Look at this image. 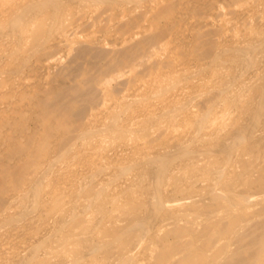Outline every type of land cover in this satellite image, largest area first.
Instances as JSON below:
<instances>
[{
    "label": "bare ground",
    "instance_id": "obj_1",
    "mask_svg": "<svg viewBox=\"0 0 264 264\" xmlns=\"http://www.w3.org/2000/svg\"><path fill=\"white\" fill-rule=\"evenodd\" d=\"M72 1L19 0L17 4H11L9 6L11 8L6 7V12V8H2L5 10L0 11V28L4 27L2 29H5L4 32L8 34V37L5 36L7 39L3 37V41H0V91L5 89L4 93L16 92L20 97H25L29 94L28 92H36L34 87L41 86L42 81H38L37 84L28 82L24 74L28 70L34 77H37L46 67L44 65L39 70L41 68L39 66L43 65L44 61L42 60L43 62L38 65L39 69L33 67V63L29 64L28 61L23 67L15 68L12 63L14 57L12 55L18 51H24V46L31 50L41 46L45 52L49 53L51 48L66 41V36L74 34L59 31L60 35H54V33L50 35L44 32L49 23L54 26L61 22V3ZM104 1H108L109 5L106 7L111 11L123 5L122 2L118 5L119 1L116 3V0L114 1L116 4L111 3L112 0ZM187 1L189 2L188 6L190 4L195 6L200 0ZM201 1L203 4L209 2V0ZM235 2L236 4L232 5L229 12L218 1L212 2L211 5L217 8V13L213 17L220 16L225 27L219 26L215 41H206L202 44V51L199 57L197 56V60L194 59L195 57H191L181 63L184 66L176 65L175 71L182 74L184 71H190L192 74L182 78L180 73L181 77L179 76L180 80H178L180 82L183 80V85H181L182 83L177 84L180 82L172 78L175 83L177 82L174 83L175 86H182L181 91L175 90L178 93H173L162 99L159 107H155L156 109H150V104L147 105L150 110L144 108L136 112H128L125 109L126 105L123 106V110L118 109L117 101L128 102L138 99L140 96L132 89H127V92L118 94L119 96L111 103L107 102V97H104L101 103L102 109L98 113L94 112L93 107L97 103L96 89L104 91L112 79L107 77L118 78L134 69L139 64L141 45L131 46L128 44L129 41L139 36V33H136L134 37L125 34L120 37L117 35L118 37L112 40L115 46L120 47L113 50L114 55L106 54L104 56L105 53L99 54L96 50L94 54L92 49L93 44L101 43L98 36L86 40V45H83L80 56L90 57L86 58L89 61L96 57H102L104 61L97 62L98 64L94 62L95 65H91L97 67L99 74L89 73L90 70L86 68L90 67L89 65L84 66L83 69L77 65L81 68L79 73L84 78H76L75 82L66 88L56 86L48 88L43 94L36 96L42 113L36 120L37 127L34 134L44 133V138L49 139L54 130L68 129L71 118L74 115L79 116L83 111L79 108L83 103L91 111L83 124L76 130L75 139L80 140V137L82 138L88 133L92 135L91 132L94 131L91 130V127L98 122H104L106 116L110 121L108 126L104 127H106L105 130L109 136L112 133L116 137L125 139L128 143L135 144V155L139 158L135 157L140 159V162L139 160L138 162L136 160L129 161L130 159H126L127 156H121L117 160L116 164L120 165L119 172L122 174L129 172L130 168L134 169L130 171V176L127 177V180L122 181V184L112 185V183L110 185V182H106L107 180L104 178V180L94 182L92 180L93 172L92 174L90 172L91 175L75 174L76 177L72 180L68 190L65 187H59L57 191L52 188L54 182L50 185L48 179L50 169L54 166L51 162L55 146L52 145L53 143L50 145L51 138L49 147L33 149V153L34 150L39 153L31 162L32 170L30 166L28 167L30 170H26V166H23L22 163L19 166L16 164L14 166L10 163L11 160L3 164L0 163V197L1 201L5 199V204L0 207V220L12 215L17 203L22 205L25 199H29L28 201L32 202L33 206L38 205L40 208L38 214L40 215L52 214L58 210L63 211L59 225L62 226L61 229H67L65 234L59 237L56 235L51 239L52 241L48 240V234L52 232L42 233L44 241L48 242L46 244L48 252L42 257L38 254L39 249L37 250V248L41 246L43 239L40 240V244L28 247H31L29 256L16 257L9 255L7 251L0 253V264H29L33 257L36 264H82L77 261L80 260L79 257L82 259L85 254L89 255H85V257H90L87 264H264V217L256 219L254 222L249 221L254 214L264 213V0H235ZM182 3L184 4L183 1ZM125 14L126 12L119 16L125 17ZM198 22L205 26L211 24V20L206 18H202ZM115 23H113L114 26ZM20 25H23V29L20 27L22 30L17 32L16 28ZM113 25L112 27H114ZM147 29L144 25L143 32ZM117 34L119 33L117 32ZM154 38L155 34L152 33L150 39ZM183 39L178 36L172 38L174 42H180ZM137 42L139 43V41ZM23 60L25 61V59ZM3 61L10 62L12 66L9 68L3 66L2 68ZM90 62L92 63V61ZM48 68L46 67V69ZM114 73L116 74L113 76ZM137 79L135 78V80ZM201 87L206 88V91L208 89L210 93L202 104L204 107L201 106L195 111L190 110L187 115H184L192 122V125H195L196 130L193 133L195 137L199 136L197 139L193 138L194 136L172 135L166 142H161V144L159 142L158 146L149 147L148 151L145 149L140 151L138 141L126 139L128 131L134 135H146L154 129L161 131L162 134L170 132L175 126L176 116L182 114L188 104L194 101V89ZM139 88L140 84L138 83L134 90ZM12 95L9 94L8 97ZM41 97L43 98L41 99ZM3 99L6 98L3 97ZM140 99L142 98L140 97ZM10 100L16 102L13 99ZM22 100L19 101L22 102ZM12 104L10 105H16V103ZM27 107L24 106L23 109ZM20 108L22 109V107ZM232 108L236 112H240L236 117L233 116L228 121L224 120L220 129H212L208 126L207 122L211 115L220 110L225 112ZM6 111L5 113L8 112ZM121 113L122 115L123 113L127 114L125 122L121 121ZM2 115L3 111L0 112V118ZM100 115L104 116L103 119ZM5 119L1 120L4 122ZM6 126L8 125L6 124ZM1 128L3 127L1 126ZM95 133L99 134L98 131ZM94 136L93 133L92 137ZM33 137L36 138L35 135ZM18 138L20 137H16L12 132H7L4 142L1 144V146L5 145L4 151L7 150L6 148H10L8 146ZM1 146L0 148L3 150ZM51 147L52 149L49 150ZM68 149H66V153ZM4 151L3 153H5ZM3 153L2 156L5 155ZM111 156L114 157V155ZM6 157H2L3 160ZM62 164L60 165L62 168H68L69 164L65 163L66 165L63 166ZM102 168L107 167L102 166L100 170ZM52 172L51 175H53ZM64 172L66 171L64 170ZM61 176L58 178L60 179ZM58 178L55 179L56 183ZM170 179L175 182L171 188L168 187ZM9 185L15 187V192L14 188H10ZM76 189L77 191H75ZM57 192H61L60 198L56 197ZM68 193L71 194L70 197L63 201V196ZM79 198H81V202L76 204L75 201ZM72 200L75 201L70 206L69 203H72ZM29 216H33V214ZM57 230L59 229H56L55 232ZM55 232L53 231L54 234ZM105 237L111 241L110 247L104 248L103 243L108 240V238L104 240ZM68 252H73L72 256H67ZM81 254L84 255L80 256Z\"/></svg>",
    "mask_w": 264,
    "mask_h": 264
},
{
    "label": "rangeland",
    "instance_id": "obj_2",
    "mask_svg": "<svg viewBox=\"0 0 264 264\" xmlns=\"http://www.w3.org/2000/svg\"><path fill=\"white\" fill-rule=\"evenodd\" d=\"M103 1L104 0H101V1H99V0H97V1L96 0H73L72 1L73 3L72 2L61 3V5H60V9L62 11L61 22H59L57 25L55 24L54 26L51 25L52 23H49L48 25H46L44 32H46L47 34H50V35H52L53 33H54V35H60L59 31H62V32L64 31V33H66V34H69L70 32H72L74 34H69L68 36H66V41H63L60 45L56 46L55 48H51L49 53L45 52L41 46L38 47L39 49L37 48L34 50H31L28 47L24 46L23 47L24 51H22V52L18 51L12 55V57L14 56L12 63L15 66V68H17L18 66L23 67L25 62H27V61L29 64L33 63L32 64L33 67L35 66L38 69H39V67H41L39 70H41L44 67V65H46V67H49L48 69H46V67H45L43 69L44 71L42 70L43 72L41 71L37 77H34L28 70L25 71L24 75H25L28 82H32L34 84H37L38 81H42L43 83H41V86L34 87L36 92H31V93L28 92L29 94L25 97H20V95L16 94V92L4 93V92H6V91H4L5 89H2L0 91L1 93L4 94L2 96V94L0 93L1 94L0 95V105H1L0 106V108H1L0 112L3 111V115L5 114L4 116L3 115L1 116L2 118H0V124H1L0 127L2 126L4 128V129L3 128L0 129V146L4 142V138L7 134V132H12L13 135H15L16 137H20L12 145L8 146L10 148H6L7 149L6 151H4L5 145L1 146V147H3V150H1V148H0V152L2 151L1 152V154H2L4 151L5 153H3V155L4 154L5 155L2 156L0 154V163L3 164V163H6L8 161L10 162V160H11L10 163H12L14 166H15V164H16V166L17 165L19 166L22 163L23 166H26V170L28 169L29 166L31 169V168H33V166H31V162L39 153V151H37V150H34V153H33L32 152L33 149L34 148L36 149L37 147L38 148L40 147V149H42L43 147H47V146L49 147V140L51 138L50 145L53 143L52 145L55 146L54 153H53L54 157L52 158L51 163L55 167L51 165L53 168H51L50 170H51V172L53 171L52 173L54 176L51 175V172H50L48 179H49L50 185H52V183L54 182L52 188H54L56 191L58 190L59 187H62V188L65 187V189L68 190L71 187V182L76 177V175L82 174V173L84 175H91L93 172V177H92L93 179L92 180H94V182H96V180L98 181V180L106 179L107 180L106 182H108V183L110 182L109 183L110 185L112 183H113L112 185L122 184L123 183L122 181L127 180V177L130 176V173H131L130 171H132L134 169L130 168L129 172H127V173L125 172L122 174L121 172H119L120 171V169H119L120 165L118 166V164H116V163H118L117 160L120 159L121 156L122 157L127 156L128 158H126V159L127 160L130 159L129 161L136 160L138 162V160H139V162H140V159H138L139 157L137 155H135V151H134V150H136V148H135L136 146H134L135 144L128 143L125 139L116 137L112 133H110L111 136H109V133L105 129L108 126L107 124L109 123L110 120H108V118L106 116L104 117L103 115H100L101 119H103V117H104V122L103 121L101 123L98 122L97 124H99V125L94 124V126L91 127V130L94 131V132H91L92 135L94 133V135H95L94 137H92V135H90V133H88L90 136L88 134H86V136L82 137L83 139L81 137H80V140L75 139L76 138V130L81 126V124H83V122L86 120V118L88 116V113L91 111L89 109V107H85L83 103H81L80 107H79L83 111L81 112V114L79 116L74 115L73 118H71V120L68 123V129L58 128V129L54 130V132L51 134L49 139L44 138V136H45L44 133L34 134V132L36 131V127H37L36 120H37V118H40V114L42 113V110L40 109V107L38 105V101H36V96L43 94L45 92V90L48 88H53L55 86L66 88V87L71 86V84H73L75 82L76 78H79V79L84 78V76H81V73H79V71H81L80 69L81 68L83 69L84 66H88V65L90 66V67H86V68L90 70L89 73H91L92 75H98L99 74V70L96 69L97 67L91 66V65H95V63L98 64V63H101L102 61H104V59L102 57L101 58L96 57L95 59H90V61H92V63H91L88 59H86V58H90V57L83 58L82 56H80V51L83 48V45L84 46L86 45V42H87L86 40L90 39V37L94 38L95 36H98L97 38H99L101 43L93 44L94 47H92V49L94 50L93 51L94 54H95V50H96V52L99 54L105 53L104 56H106V54L110 55V56L114 55L113 50L118 49L120 46H115L114 41L112 39H114L118 36L120 37L122 34H125L126 36H129V37H132V36L134 37L136 35V33H139V36H137L133 40L129 41L128 44H130L131 46H135L138 44H139V46L141 45L140 46L141 51L139 50V58H138L139 64L134 69L127 72L125 75H121L118 78L117 77L116 78L107 77V78H110V79L112 78V79L107 84V87L104 88V91L99 90V88L96 89L97 103L95 104L96 106L93 107L94 112L98 113L99 110L102 109L101 103H102V100L104 97H107L108 98L107 102L111 103L120 94L127 92V89L128 90L132 89L134 92H136L140 96L138 97V99H133V100H130L128 102L127 101L126 102L125 101H122V102L117 101L118 103H116V104H118L117 105L118 109L120 108L121 110H123L122 108H124L125 105H126L125 109L128 110V112H132V111L136 112L137 110H139V109L143 110L144 108L147 110L156 109L157 107H159V105H160L159 103L162 102V99L166 98L168 95H171L173 93H178L177 91L175 92V90L181 91V89H182L181 85H183L182 78L186 77L187 75L192 74V72H190V71H187V72L184 71L183 74L181 72L175 71V68H177L178 64H179V66H184L181 63H184L186 60H188V58H191V57H195L194 59L197 60V56L199 57V54L202 51L201 50L202 44H204L206 41H213V40L215 41L217 33L219 31V28H220L219 26L221 25L222 27H225V24L222 23V18L220 16L213 17L217 13V8L211 5L212 2L218 1L219 3L222 4V6H224V9L226 11L231 9L232 5H234V3L236 4L235 0L234 1L233 0H209V2L206 4L205 3L203 4V2L200 0L198 2V4L196 3L197 5L195 4V6H192V4H190L191 6L190 5L188 6L189 2L188 1L186 2V0H116V1L112 0L111 3H115V2L118 3V1H119L118 5H120V2H122L121 4H123V5H120V7L122 9L120 7H116L114 10L111 11V10L107 9V7H106L109 5V4H107L108 1H104V3H103ZM175 1H176V3H175ZM182 1L184 2V4L182 3ZM18 2H19V0H0V9H1L0 11L3 12L5 9L3 10L2 8L7 7L9 9V8H11V7H9V6H11V4L15 5ZM95 2H97V3H95ZM185 3H186V5H185ZM13 5H12V7H13ZM179 6L181 7V9ZM185 7H186V9H185ZM7 8H6L5 12L7 11ZM105 9H107L108 12L110 11V13L111 12H113V13L110 14V13L106 12L107 10H105ZM92 10H94V11L92 12ZM116 11H117V13H116ZM120 12H122V13H120ZM125 12H126L125 17L119 16ZM115 16H116V18H115ZM117 16H119V17H117ZM109 17H111L112 19ZM202 18H206L208 20H211V24L209 26L202 25L203 23L198 22V20H200ZM117 21H119V22H117ZM114 22H116L115 26L113 25ZM107 23L110 25H108ZM112 25L115 28L112 27ZM141 25H143V26H141ZM144 25L148 29L143 32ZM20 27L23 29V25L22 26L20 25L16 28V31L18 30L17 32L20 31V29H21ZM2 28H4V27L0 28L1 29L0 30V38H1L0 41H3V37H4V39L6 38L5 36L8 37V34H5V32H4L5 29H2ZM227 29H229V28L227 27ZM115 31H116V33H115ZM139 31H141V32H139ZM112 32H113V34H112ZM117 32L119 34L120 33L121 34L119 35V34H117ZM154 32H156V33H154ZM129 33L131 36L129 35ZM133 33H135V34H133ZM150 33L155 34L154 39H150V35H151ZM3 34H5V35H3ZM185 34H188V35L186 36ZM101 36H102V39H101ZM174 36H175V38L178 36V38L181 37L184 39L182 41L180 40V42L179 41L174 42L172 40V38ZM137 41H139V43ZM190 41H192L191 44H190ZM27 46H29V45H27ZM23 59H25V61ZM98 59H99V61H97ZM42 60L45 62V64ZM19 62H21L23 65L21 63L19 65ZM42 62H43V65H40L38 67V65L41 64ZM165 62H166V65H165ZM77 65L78 66L80 65L81 68H79L80 66L77 67ZM3 66H4V68H9L10 66H12V64L10 62L3 61L2 62V68H3ZM94 69H95V72L93 73ZM125 69H127V68H125ZM115 74L116 73H114L113 76ZM173 74L175 76H172ZM180 75L182 76L181 82L179 81L180 77H181ZM135 78H138V79L135 80ZM172 78L176 79V81L180 82V83L176 82L177 84H181V83L182 84L180 86L179 85L175 86V84H176L175 80H173ZM138 83L140 84V88L135 91L134 89ZM171 84H173V85H171ZM141 85H142V87H141ZM202 88L203 87H201L200 89L199 88L194 89V92H193V95L195 96L194 101L190 102L188 104L187 108L183 111L182 114H179V116H176V119L174 122L176 127L174 126L170 132H168L167 134H162L161 131L158 130L159 131L158 132L156 129H154L150 133H147L146 135H142V134L136 135L135 134L136 135L135 136L134 133H130L131 131H128L127 135L125 136V137H127L126 139H128V141H132V140L138 141V144H140L138 146V148H140V151H144V149H145V151L146 150L148 151L149 147L158 146L159 142H160V144H161V142H166L167 140H169L172 137V135L173 136H175V135L176 136H189V137L194 136L193 138L197 139L199 136L196 135V137H195V134L193 133L196 130L195 125H192V122L189 119H187V116H184V115H187L190 110L195 111L201 106L204 107V105H202V104H203L204 100L208 97V95H210V93H209L208 89L206 91V88H203V89ZM97 91H98V93H97ZM200 92L201 93L203 92V93L200 95H195V94L200 93ZM204 92H206V93L204 94ZM9 94H11V95L13 94V95L11 97H8ZM15 95H16V97H15ZM3 97H5L6 99H3ZM13 97H15L17 99H15ZM140 97L142 99H140ZM42 98L43 97H41V99ZM10 99H13L16 102H13ZM143 99H144V101H143ZM19 100L20 101L22 100V102H20ZM63 100H65V99H63ZM26 101H29V102H26ZM137 101H139V102H137ZM17 102H19V103H17ZM30 102H31V104H30ZM3 103H4V105H3ZM12 103L13 104L16 103V105L14 104L16 106V108L14 107V105ZM10 104H12L13 106H11ZM20 104H21V106H20ZM147 105L150 106V109H149V106H147ZM24 106L25 107L29 106L30 108L27 107V108L23 109ZM146 106H147V108H146ZM20 107H22V109ZM234 108H236V107L234 106ZM234 108H232L231 110L225 111V112L223 110H220L217 113L213 114L215 116L211 115L210 116L211 118L209 117L208 122H207L208 126L212 127V129H218V128L220 129L221 126L223 125L224 120L228 121L231 118H233V116L236 117V115H238L240 113L239 111L236 112ZM26 109H28V110H26ZM5 111L7 113H5ZM221 111H222V113H221ZM121 115H122V113H121ZM126 115L127 114L124 115V113H123V115L121 117L122 118L121 121H123V122L126 121V118H127ZM5 116L6 117L8 116V117L6 118ZM182 116H184V117H182ZM177 117H179V118H177ZM185 117H186V119H185ZM1 119L2 120L5 119L6 121L4 120V122H3ZM8 121H9V123H8ZM210 121H211V124H209ZM5 123L8 126H6ZM104 126H106V127H104ZM103 127H104V129H103ZM178 127H180V128L178 129ZM9 128H10V130H9ZM100 128H101V131H99ZM97 129H99V130H97ZM96 130L99 132V134L95 133V132H97ZM186 130H188V131H186ZM187 132H189V134H187ZM31 134L35 135L36 138H34L33 135L31 136ZM104 135H105V137H104ZM107 135H108V137H106ZM164 137H166V138H164ZM102 139H103V141H102ZM1 140H3V141H1ZM196 144H197V142H196ZM110 146H111V149H110ZM133 147H134V149H132ZM65 148L66 149L69 148L67 150V153L65 152L66 151ZM113 148H115V149H113ZM51 149H52V147L49 148V150H51ZM122 149H124V150H122ZM130 149H132V150H130ZM109 151H111V152H109ZM117 151H118V153H117ZM106 154H108V155H106ZM129 154H130V156H129ZM7 155H8V157H6ZM66 155H67V157H66ZM111 155H114V157ZM1 156L4 158L6 157V159H5L6 161L3 160L4 158H2ZM28 156H30V157H28ZM135 156L138 158H136ZM27 157H28V159H27ZM57 157H58V159H57ZM29 159H30V161H29ZM120 162H122V161H120ZM62 163H64V164H62ZM65 163L69 164V165H67L68 168L64 169L60 165L61 164H62V166L66 165ZM24 164H27V165H24ZM135 165H137V164H135ZM139 165H140V163H139ZM59 166H60V168H59ZM102 166L107 167V168H105V169L102 168L103 170L102 169L100 170V168ZM30 169H28V171ZM68 169H70V170H68ZM61 170H63L62 174H60ZM64 170L66 172H64ZM99 170H100V172H98ZM68 172H69V174H68ZM90 172H91V174H90ZM94 172H97V173H94ZM99 174H100V176H99ZM119 174H120V176H119ZM123 175L125 178L123 177ZM58 176L59 177L61 176V178L59 179ZM54 177L59 179V180H57L58 181L57 183L55 180L56 178H54ZM118 180H119V182H118ZM15 182H17V180H15ZM174 183H175L174 180L170 179V184L168 187L171 188V186ZM9 187L14 188L13 191L15 192L16 189L13 185H9ZM46 187H47V185H46ZM77 189L75 191H77ZM9 190L10 189L8 188V191ZM13 191L11 189V192H13ZM60 194H61V192H57L56 197L58 196V198H60V196H59ZM70 195H71L70 193L64 195L62 200L66 201L70 197ZM4 200L5 199H3V201H1V197H0V207H2L5 204ZM28 200L29 199H25V201L22 203L23 206L21 204L17 203L14 207L12 215H8L6 217H3L0 220V237H1L0 238V249L3 250V251L0 250V253L7 251V253L9 255H14L16 257L17 256L21 257L24 255L29 256L31 247L30 248H28V247L34 246L35 244H40L39 243V242H41L40 240L43 239L42 241L44 243L41 242V244H40L41 246L39 245L40 247L38 246L39 248H37V250L39 249V251H37L38 254L42 257L45 253L48 252L47 245H46L48 242L44 241V237L42 236L43 235L42 233L45 234V233L52 232V233L48 234V240L49 241L53 237H56V235H57V237H59V236H62L63 234L66 233L65 230L67 231V229L64 228V230H63V228L62 229L60 228L62 226L59 225V219L63 215V211H61V210L55 211L56 214H55V212L52 213L54 215H52V214L40 215V214H38V212L40 211V208L38 207V205H34L35 206L34 207L33 203L28 201ZM73 201H75V200H72V203L71 202L69 203L70 206H71V204H74ZM80 202H81V198H79L77 201H75L76 204H80ZM26 204H27V206H26ZM24 207L26 209L27 208L28 209L26 210ZM29 209H30V211H28ZM30 212H31V214H30ZM32 214H33V216H29ZM56 215H58V216H56ZM40 216H42V217H40ZM54 217H56V218L58 217V218L55 219ZM261 217H264V213H257V214H254L253 217L251 219H249V221L254 222L256 219H259ZM47 220H49V221H47ZM39 222H40V224H39ZM1 229H2V231H1ZM56 229H59V230H57V232H55ZM9 231H10V233H9ZM53 231L55 232V234L53 233ZM39 232H41V233H39ZM5 233L8 236H6ZM18 233H19V235H17ZM37 233H38V235H37ZM23 234H24V236H23ZM49 236H50V238H49ZM33 237H34V239H33ZM2 238H3V240H2ZM28 238H29V240H28ZM107 238L108 237H105L104 240H107ZM110 242L111 241L109 240V238L107 241H104V243H103L104 248L110 247V245H111ZM23 246L24 247L26 246V248H24ZM19 250H20V252H19ZM27 250H28V252H27ZM72 254H73V252H70V253L68 252L67 256H72ZM84 254H81L80 256H83ZM85 255L89 256L88 254H85ZM85 255L82 258L83 260L81 259V257H79V259L81 261L78 259L79 261H77V262L78 263L82 262V264H87L89 262L88 260H90L89 259L90 257H85ZM31 261L29 264H36L34 257H33V260H31Z\"/></svg>",
    "mask_w": 264,
    "mask_h": 264
}]
</instances>
